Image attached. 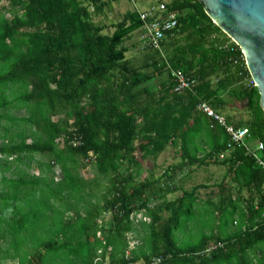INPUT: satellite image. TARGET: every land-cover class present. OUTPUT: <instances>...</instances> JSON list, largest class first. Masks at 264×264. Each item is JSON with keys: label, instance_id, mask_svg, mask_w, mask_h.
I'll list each match as a JSON object with an SVG mask.
<instances>
[{"label": "trees", "instance_id": "obj_1", "mask_svg": "<svg viewBox=\"0 0 264 264\" xmlns=\"http://www.w3.org/2000/svg\"><path fill=\"white\" fill-rule=\"evenodd\" d=\"M2 1L0 264H264L262 169L243 147L229 144L225 129L198 103L207 101L254 138L264 134V110L240 47L202 1L163 2L177 13V25L160 48L138 38L137 56L127 55V41L142 25L137 9L103 21L113 0ZM171 69L193 78L191 89L175 90ZM230 100L244 102L247 118L222 114ZM20 110L26 113L12 112ZM167 147L180 161L142 178V160H155ZM33 162L36 174L27 171ZM210 164L226 167L216 191L208 182L177 186L176 178L183 179L177 173ZM55 166L58 178L42 175ZM87 166L95 170L90 179L79 174ZM93 182L105 186L95 201L91 189L83 191L79 203L91 204L78 211L85 234L72 221L55 227L57 204ZM200 189L210 195L202 197ZM233 200L245 219L239 231L204 234L189 249L178 245L175 230L200 203L219 214ZM141 212L149 217L142 221L146 230L129 246L127 233L137 238L133 219ZM41 231L51 234L41 240Z\"/></svg>", "mask_w": 264, "mask_h": 264}, {"label": "rangeland", "instance_id": "obj_2", "mask_svg": "<svg viewBox=\"0 0 264 264\" xmlns=\"http://www.w3.org/2000/svg\"><path fill=\"white\" fill-rule=\"evenodd\" d=\"M159 1L162 2H168L169 0H113L112 1V10L110 12L106 13V17L99 16V18L103 17V21H115L120 20L124 12L131 9H138V10H146L150 7L152 4H157ZM0 2V4H2ZM110 32L111 29H108ZM138 32H134L131 35V38L127 41L128 44L135 43L134 46L130 45V50L127 53L128 56L130 55H140L141 53L138 51L139 47H141V43L139 44L137 41L138 39ZM234 108L231 107V102L229 104V107H227L222 114L224 115H231L234 118H247V111L245 110V104L243 101L235 100L233 103ZM231 107V108H230ZM15 114H25L26 112L24 110L20 111H12ZM30 140V138L28 139ZM260 155H262V152H259ZM137 157L139 158V155L137 154ZM36 159H41L42 161H46L47 158H41L38 154L35 156ZM180 161V156L176 155L173 152V149L171 147H167L165 151L160 153V155L154 160L151 158H147L142 160L141 164V170H144L141 177L147 175L146 170H153L154 175H159L163 172V168L169 164L177 163ZM27 171H29L32 174H36L39 172L36 170L35 162L32 163L31 168H29ZM60 172L59 167L55 166L53 167V170H49L47 172H44L42 175H46L48 178L53 177L55 179L58 178V173ZM226 173V167L221 164H210L206 167H201L197 170H184L183 172L177 173L178 176H181L183 179L180 180L178 177L177 180L181 181L180 183L176 180V184L182 185L184 188H189L194 184H208L209 186L215 185L217 182L222 180V176ZM60 174V173H59ZM79 174L82 177H86L88 179L92 178L95 175L94 168L87 166L86 168H80ZM82 177V178H83ZM226 180H229L228 177H226ZM208 182V183H207ZM231 184V182L229 183ZM201 194L203 193V190L200 189ZM72 194L76 195L74 199L70 200H64V204L60 203L57 204L56 208L53 212L54 217V225L55 227H59L60 225H63L68 222H74L78 230H81L78 232V235H84L85 233L82 232L81 224H83V220L78 217V211H86L90 207V201L88 200L89 205H86L84 203H79L81 200V196L83 195V192L77 191L71 192ZM180 191L178 192H170L168 193V199H172L174 196L178 195ZM235 196V194H233ZM247 195V191L244 192V196ZM68 202H72L73 206H68ZM84 204V205H83ZM236 208V200H233L231 203H229L228 206L222 209L221 213L218 214L214 213L215 205L209 204V203H200L199 206L193 210V212L186 218H183L181 220L180 225L174 232L175 239L178 243V245L182 249H189L190 247L198 246L201 238L204 234H212L214 232H218L221 234H228L234 231H239L245 222L244 214L240 209L234 210L232 208ZM167 215V213H164ZM32 215V213H30ZM111 218V215L108 213L103 220V224L107 226V221ZM149 217L144 213H138L134 216V224L136 225V229H138L139 233L137 236V242L139 243L142 241V238L140 237L143 232L146 230L142 221H148ZM34 229V228H33ZM32 228L30 229V236L37 238V234ZM51 232H45L41 231L39 234V238L41 240L47 238ZM58 239V238H57ZM135 238L130 237L128 239L129 246H133L136 243L134 242ZM59 241V240H58ZM2 242V241H1ZM263 245V244H262ZM252 252V251H251ZM17 259H3L2 264H11L12 262L16 263ZM264 262V258L261 260Z\"/></svg>", "mask_w": 264, "mask_h": 264}, {"label": "water", "instance_id": "obj_3", "mask_svg": "<svg viewBox=\"0 0 264 264\" xmlns=\"http://www.w3.org/2000/svg\"><path fill=\"white\" fill-rule=\"evenodd\" d=\"M204 11L241 49L264 110V0H201Z\"/></svg>", "mask_w": 264, "mask_h": 264}, {"label": "built area", "instance_id": "obj_4", "mask_svg": "<svg viewBox=\"0 0 264 264\" xmlns=\"http://www.w3.org/2000/svg\"><path fill=\"white\" fill-rule=\"evenodd\" d=\"M138 13L142 19V25L138 32L139 40L142 44L160 48L161 41L171 34L173 28L177 25V13L167 10L163 2L152 4L146 10H138ZM171 76L175 82V90L191 89L194 83L193 78L186 76L179 69H171ZM198 109L222 126L228 134L229 144L243 147L245 153L253 157L260 165L264 174V134L260 138H254L247 126H235L229 123L223 115L205 100L199 101ZM259 152H262V155ZM215 245H211L208 249L214 248ZM158 259L155 258L153 261Z\"/></svg>", "mask_w": 264, "mask_h": 264}, {"label": "crops", "instance_id": "obj_5", "mask_svg": "<svg viewBox=\"0 0 264 264\" xmlns=\"http://www.w3.org/2000/svg\"><path fill=\"white\" fill-rule=\"evenodd\" d=\"M230 102H231V107L232 108H234V105H233V103L235 102V100H230ZM165 151V150H164ZM163 152V151H162ZM161 152V153H162ZM263 156H264V154H263ZM83 177V176H82ZM83 178H86V177H83ZM88 179V178H87ZM65 186V185H64ZM104 186H105V184H103V183H101V184H96V183H89V184H86L85 185V189H84V186H83V184H81V185H79V188H80V190L83 192L84 190H88V189H91L92 190V194L93 195H91V193H86L85 195H87V194H89V195H87L89 198H90V195H91V200L92 201H95V200H99V198H100V191H101V189L102 188H104ZM213 188H215L214 186H212V187H208V190H211V189H213ZM215 191H216V188H215ZM84 193V192H83ZM208 195H210V194H208V191L206 192L205 190H203V193L201 194V196L202 197H207ZM217 196H218V193H213L212 194V198L215 200V199H217ZM74 195L71 197V199H74ZM168 197V196H167ZM109 212H107V213H105V216L108 214ZM110 214V213H109ZM111 215V214H110ZM111 219V218H110ZM107 221V223H108V221L109 220H106ZM135 225V224H134ZM135 227H136V225H135ZM134 232V231H133ZM133 232H128L127 233V236L130 238L131 236L132 237H134L135 238V240H134V242H132L133 244L134 243H136L137 242V238H136V235H134L133 236Z\"/></svg>", "mask_w": 264, "mask_h": 264}]
</instances>
